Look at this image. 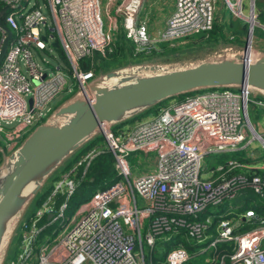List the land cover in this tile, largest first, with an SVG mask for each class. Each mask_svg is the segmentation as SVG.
Segmentation results:
<instances>
[{
    "label": "built area",
    "instance_id": "obj_1",
    "mask_svg": "<svg viewBox=\"0 0 264 264\" xmlns=\"http://www.w3.org/2000/svg\"><path fill=\"white\" fill-rule=\"evenodd\" d=\"M143 1L0 0L1 7H9L0 23L10 32L0 59V161L15 148L17 137L43 123L42 118L52 112L50 102L64 90L66 78L75 80V93H86L95 76L91 70H81L78 61L95 52L104 56L111 51L116 18L134 53L156 43L172 45L194 34L206 36L212 27L215 0H174L164 28L151 38L145 21L135 18ZM252 2L247 17L251 26L256 23ZM225 3L234 15L242 16L241 0ZM52 33L70 76L58 64L39 65L33 57L32 49L43 50ZM4 37L0 29V45ZM237 52V48L224 47L212 55ZM253 93L230 88L197 91L163 104L153 116L117 133L102 124L104 148L112 154L113 168L121 179L93 192L58 222L50 231L52 236L39 239L45 226L62 219L65 203L54 209V195L67 198L103 147L87 150L60 174L33 215L20 218L15 227L19 252L8 264H32L33 260L34 264H157L152 261L157 243L178 235L194 246L192 253L176 239L162 264H186L202 253L207 255L202 264H264V215L252 208L234 211L248 193L264 197V154L252 148L245 157L249 162L228 158L207 169L202 163L208 155L235 151L242 143L247 147L252 139L264 149V138L247 117ZM247 131L250 139H246ZM136 152L144 154L150 168L129 179L125 157ZM44 215L46 220L40 223Z\"/></svg>",
    "mask_w": 264,
    "mask_h": 264
},
{
    "label": "water",
    "instance_id": "obj_2",
    "mask_svg": "<svg viewBox=\"0 0 264 264\" xmlns=\"http://www.w3.org/2000/svg\"><path fill=\"white\" fill-rule=\"evenodd\" d=\"M8 8H0V17ZM0 29L5 33L1 59L10 32L1 23ZM248 51L246 43L233 55L123 66L95 76L86 93H75L54 108L1 161L0 264L29 201L65 158L101 132L102 123L115 125L164 100L197 91L249 89L264 97V52L253 57Z\"/></svg>",
    "mask_w": 264,
    "mask_h": 264
},
{
    "label": "trees",
    "instance_id": "obj_3",
    "mask_svg": "<svg viewBox=\"0 0 264 264\" xmlns=\"http://www.w3.org/2000/svg\"><path fill=\"white\" fill-rule=\"evenodd\" d=\"M263 3L262 7L259 9V12L256 16L259 22L264 23V0H261ZM1 7V6H0ZM232 22L229 21L227 24L222 25L219 23L217 18L214 16V20L212 23L211 29L205 34L199 35H190L186 36L177 42H173L172 45H169L166 42L158 43L154 46H148L147 48L141 50L140 52L134 53L132 43L125 38L123 29L119 26L115 33L114 37V46L110 52H105L104 56H101L99 53L95 52L90 57L82 58L78 61V66L81 70H91L94 76L103 74L107 71L114 70L123 66L146 63V62H155V63H166V62H176V61H185L193 57L197 54L196 51L200 49H204L209 45L228 41V35H225V30L230 31L236 35H240L246 29V25L243 24V29L240 34L236 31H233ZM259 37L264 38V32L259 30ZM233 41H239L235 36L232 37ZM182 44H179L182 42ZM230 41V40H229ZM241 41V40H240ZM57 55L58 62L57 64L61 67V69L70 76L71 70L69 68L68 62L66 61L63 52L60 47H54L48 44ZM210 47V48H211ZM192 48V49H191ZM195 48V49H193ZM45 50V49H44ZM41 50V51H44ZM37 51V50H36ZM45 53L53 58L52 55L49 54L48 51ZM133 57H151L152 60H145L141 62L133 63L130 61ZM111 66V67H110ZM186 95V94H185ZM259 95V94H257ZM261 96V95H259ZM183 96H177L176 98H181ZM263 97V96H262ZM166 103V100L151 106L141 113L134 115L130 118H127L123 122L117 123L115 125L110 126L111 130L114 133H117L121 128L126 125H131L136 121L141 120L140 117L146 113L156 114L159 107ZM56 108L54 106L52 109ZM103 136L101 133H98L93 138L89 139L87 142L82 144L78 149L73 151L67 158L63 160V162L53 171L45 180V182L41 185L40 189L34 195V197L29 201L26 208L24 209L21 218L28 219L34 213V211L40 206V204L46 199V197L50 194L51 189L53 187L54 182L59 178L60 174L67 171L79 158L82 156L87 150L91 149L94 146H102L101 152H99L91 161L87 171L83 175V177L78 181L75 186L73 192L65 198L64 194H55L53 197V207L57 209L58 206L64 202L65 206L62 210V219H58L52 224L45 226L38 238L42 239L44 235H50V231L56 228L58 222L62 221L63 218L69 217L76 208L85 200L89 198V196L95 192L96 190H102L111 185L118 179V176L113 168V157L109 150L104 148L103 146ZM227 159V155H217V163H221ZM236 159V158H235ZM242 162H249L245 158L237 159ZM80 174V167L77 171V175ZM234 204V202H233ZM225 206V204H223ZM246 208H252L255 210L257 214L264 215V197L256 198L252 194L248 193L245 198V201L241 203L240 207L235 209V212L244 211ZM45 215L40 219V223L45 222ZM179 237H175V240L171 239L168 242H158L156 253L153 255L152 261L157 264H162L161 261L164 258V255L167 250H169L172 246L176 245V239L182 241L184 246L186 247L189 254L192 253L194 246L190 244L189 241H185L181 235ZM19 231L17 228L14 230L3 262L2 264H8V261L14 259L17 253L19 252ZM191 258L187 261L186 264H190Z\"/></svg>",
    "mask_w": 264,
    "mask_h": 264
},
{
    "label": "rangeland",
    "instance_id": "obj_4",
    "mask_svg": "<svg viewBox=\"0 0 264 264\" xmlns=\"http://www.w3.org/2000/svg\"><path fill=\"white\" fill-rule=\"evenodd\" d=\"M32 0H29V3ZM153 1L151 7L155 10L157 8V6L162 7L163 9L167 8L170 3L171 0H150ZM230 2L234 1V0H229ZM251 0H241V12H242V16H236L234 15L231 10L228 8L227 4L225 3V0H215V18H217L218 21L223 20L222 21V25L227 24L229 21L232 22V26L230 28L233 29V31H236L237 33L240 34L241 30L243 29V24L246 25V29L241 32L240 35H236L234 33H231V29L225 30V35H228V38H230L228 41H224V42H218L213 44V47H211L212 45L207 46L204 49H200L198 51H196L199 54H208L210 53L209 51L213 49L214 50H218L220 48H224V47H232V48H237V49H241V47H243L246 43L249 47H251L254 52H256V54L258 52H264V38H262L261 36L259 37V30H262L264 32V23H261L258 21V19L255 17V24L250 26V34H248L249 31V23L247 22V17L249 16V11H250V4ZM253 1V12L254 14L257 16L259 9L262 7L263 3L261 2V0H252ZM39 5H41L40 1H38ZM103 5V3H101V6ZM41 11L43 13H45L44 8H40ZM152 9V10H153ZM147 10H149V2L148 1H143L140 8H139V16H143L144 12H146ZM112 14V12L110 13ZM101 19H102V23L105 27V23H106V18L102 12L101 14ZM220 23V22H219ZM116 25L117 27H119V18H116ZM121 27V26H120ZM194 35H199V34H194ZM233 36H235L236 38L239 39V41L235 40L233 41ZM49 40L50 42L47 43V45L44 47V51L41 50H34L32 49V54L33 57L36 61V63H38L39 65L42 64L44 66H52L54 64H57L58 59H57V55L55 53V50H53L51 47L48 46V44H51L53 42H56L58 44L57 47L59 46L58 40H57V36L55 35V33H52L51 35H49ZM181 40V39H180ZM241 40V41H240ZM178 41V40H177ZM174 41V42H177ZM182 42H180L179 44H182ZM158 44V43H156ZM153 44L152 46L156 45ZM211 47V48H210ZM192 49V48H191ZM195 49V48H193ZM45 51H48L50 55H52L53 58H50ZM207 52V53H206ZM196 55V56H197ZM42 59L44 62H42ZM153 58L151 57H133L130 59L131 62L136 63V62H141V61H145V60H152ZM111 67V66H110ZM66 83L64 85V90L60 93H58L57 96H55L51 102H50V106L53 108L54 106H58L60 105L64 100H66L67 98H69L70 96H72L76 90L78 89V86L76 85L75 80L71 79V78H66ZM66 87V89H65ZM67 89H69V92H67ZM71 90V91H70ZM233 91H238L235 89H231ZM254 94V93H253ZM177 99L180 98H170L168 100H166V103L168 102H172V101H176ZM50 114L47 113V115L45 117L42 118V122H44L46 120V118L49 116ZM153 113H146L144 115H142L140 117V119H146L148 117L153 116ZM247 117L248 120L250 121V123L254 126V130L257 134L261 135L264 138V97L259 96V95H255L254 97L251 96V99L249 101V103L247 104ZM35 126L30 127L29 129L25 130L20 137H17L15 139V141H17L16 146L17 147L22 140L27 136V134L34 128ZM251 137V133L247 131V137L246 139H250ZM104 146V143H102ZM244 143H242L235 151H231L228 152L224 155H227V159L228 158H236V159H240V158H245L247 156V153L249 150H251L252 148H254L253 150H258L259 154H264V149L261 147L260 142L257 139H252L251 143L247 146V147H242ZM12 152V150H10L9 152H5L6 154H10ZM7 156V155H6ZM150 158L153 156L152 154L149 155ZM126 162H127V166H128V170H129V179H131L132 176H136L141 174L144 171H147V169H149V164L147 163V161L144 160V154L142 152H136V153H129L128 156L125 157ZM2 161V160H1ZM0 161V162H1ZM217 156L216 155H208L207 157H205L203 159V164L205 165V169L209 168V167H214L217 164ZM1 164V163H0ZM260 164V163H258ZM115 171V170H114ZM121 179V177H118L117 180ZM200 248L196 249V252L199 251ZM206 254L202 253V254H198L195 257H193V259L190 260V264H202L206 258ZM34 260L32 261V264H34Z\"/></svg>",
    "mask_w": 264,
    "mask_h": 264
},
{
    "label": "crops",
    "instance_id": "obj_5",
    "mask_svg": "<svg viewBox=\"0 0 264 264\" xmlns=\"http://www.w3.org/2000/svg\"><path fill=\"white\" fill-rule=\"evenodd\" d=\"M146 1L149 2V10H147L146 12H144V15L143 16H139L138 15L139 14V12H138L139 9H138L135 18H136V21L137 22L144 20L145 23H146V26H147V30H148L149 36L151 38H155L159 34V32L164 28L166 18L168 17V15L173 10L174 0H171V3H170V5L167 8L163 9L162 7L159 8V6H157V8L155 10L151 7L153 1H150V0H146ZM223 20H220L219 22L222 23ZM215 51L216 50L213 49V51L210 50L209 51L210 53H208V54H205L204 53V54L197 55L198 54L197 53L193 57H191L190 59H188V61L189 60H192L194 58L207 56L209 54H212ZM185 61H187V60H185ZM254 161L255 162L256 161L258 162V159L256 158Z\"/></svg>",
    "mask_w": 264,
    "mask_h": 264
},
{
    "label": "bare ground",
    "instance_id": "obj_6",
    "mask_svg": "<svg viewBox=\"0 0 264 264\" xmlns=\"http://www.w3.org/2000/svg\"><path fill=\"white\" fill-rule=\"evenodd\" d=\"M250 51H251V50H250ZM256 55H257V54H256ZM256 55H254L253 57H255ZM102 124H103V126H108L107 123H102ZM101 127H102V125H101ZM5 171H6V169L4 168V169L2 170V173L5 172Z\"/></svg>",
    "mask_w": 264,
    "mask_h": 264
}]
</instances>
